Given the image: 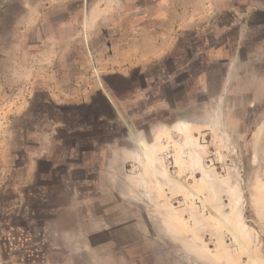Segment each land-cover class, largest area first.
<instances>
[{
    "label": "crops",
    "instance_id": "0c3cea01",
    "mask_svg": "<svg viewBox=\"0 0 264 264\" xmlns=\"http://www.w3.org/2000/svg\"><path fill=\"white\" fill-rule=\"evenodd\" d=\"M251 3L250 0L21 2L22 9L13 14L12 28L5 34L0 31V60L8 64L6 74L0 73V84L7 86L8 81L3 80L10 78L17 86L13 111L24 113L30 95L37 89H42L52 101L60 100L61 95H76L72 100H60L59 104L73 103L78 110L80 98L87 102L86 96L90 100L100 88L117 113L107 123L116 122L120 129L117 138L92 140L77 148L75 143L72 148L71 157L85 158L84 153L91 154L87 163L96 168L93 172L86 170L84 181L100 194L92 195L91 191L72 201L70 207L79 208L82 214L76 216L77 233L71 242L58 226L56 230L44 227L41 244L46 245V255L48 250L55 255L63 254L62 249L66 248L69 250L66 254L86 251L99 256L103 264L106 260L108 264H128V256L136 264H169L160 249L168 254L170 243L192 249L191 235L181 227L174 229L173 218L172 228L167 226L165 201L153 200L149 194L148 207L138 200V178L145 174L146 152L157 161L156 168L161 164V152L154 148L164 135L159 139L155 135L165 127L171 136L178 134L185 140L187 136L175 128L179 122L190 123L191 127L203 125L209 113L219 112L221 125L229 132L230 112H264V5L255 8ZM91 71L100 78L98 86L93 83ZM102 76L126 80L119 95L103 87ZM80 116V109L76 118H68L61 112V118L54 123L56 128L45 131V140L50 133L51 143L61 146L60 151L50 156L47 145L42 151V138L39 154L35 151L27 163L30 175L40 171L37 162L45 157L49 161L65 158L57 128L85 126ZM260 120H264V115ZM263 126L264 121L258 124L256 136ZM136 135L151 149L142 152ZM163 154L162 158L171 160L180 173H191V165H186L187 156L178 157L170 151ZM188 157L191 159V153ZM127 164L129 173L124 171ZM160 168L169 173L168 168ZM48 169L42 173L53 176ZM168 186L176 185L172 182ZM83 221H88L91 229L88 233L82 229ZM179 236L184 239L179 241L176 239ZM48 264L70 263L55 260Z\"/></svg>",
    "mask_w": 264,
    "mask_h": 264
},
{
    "label": "rangeland",
    "instance_id": "374dc122",
    "mask_svg": "<svg viewBox=\"0 0 264 264\" xmlns=\"http://www.w3.org/2000/svg\"><path fill=\"white\" fill-rule=\"evenodd\" d=\"M22 1L0 0V31L4 34L12 28L13 14L22 9ZM250 1L255 8L264 5V0ZM7 67L8 64L0 60L1 74H6ZM97 72L98 75L100 68ZM92 78L98 86L100 78L95 74ZM3 81H8V85L0 84V264H48L55 260L70 264H103L99 256L89 255L91 253L86 251L71 255L66 254L69 250L65 248L62 249L63 254L55 255L48 250L46 255V245L41 241L46 225L48 229L55 230L58 226L68 234L70 242L74 240L75 227H78L76 216L82 212L77 207H70L74 203L72 201L81 199L87 192L92 191V195L100 192H93V185L90 187L84 181L87 172L96 168L89 161L87 163L91 154L84 153L85 158L71 157L72 148L75 143L77 148L92 140L103 142L117 138L118 124L106 123L102 135L82 125L77 127V124L76 127H58L55 131L63 141L65 158L51 159L50 163L45 157L37 162L40 171L30 175L26 170L27 163L39 150L42 138V151L45 152L46 145L49 155L60 151L61 146L51 143L50 133L45 140V131L52 132L56 128L54 123L61 118V112L68 118L78 116L77 105L59 104L67 98L72 100L76 95H61V101H52L42 93V89H37L30 95L27 110L21 114L13 111L16 84H12L10 78ZM90 97L98 101L97 96ZM88 100L86 96L85 101ZM83 102L80 98L79 103ZM263 113L230 112L229 132L222 127L219 112L209 113V123L203 120V125L191 128L193 148L200 151V159L196 162L192 155L191 159L188 157L191 152L187 139L178 134L171 136L166 127L156 133L155 139L164 135L163 141L154 148L161 152L159 167L168 168L169 173L163 168L158 170V164L155 166L157 178L162 183L161 188L157 187L154 180H159L148 168L152 167L148 162L143 165L145 174L141 178L149 188L150 198L167 204V208H163L168 214L167 226L185 229L191 235L193 245L191 250H187L182 245L170 243L168 254L165 249H160L161 255L166 254L169 264H264V126L256 136L258 124L264 121L260 120ZM146 135L151 138L150 134ZM144 147L148 150L151 146L145 141ZM167 151L178 157L187 156L186 165H191V173H180L171 160L163 159V152ZM66 155L70 157L66 158ZM49 164L52 168L48 169ZM129 167L127 164L126 173L130 172ZM46 169L54 175L42 173ZM172 182L175 187L168 186ZM87 222L81 224L86 233L91 230ZM176 239L182 241L184 237ZM128 259V264L137 262L131 256ZM104 264H108L107 260Z\"/></svg>",
    "mask_w": 264,
    "mask_h": 264
},
{
    "label": "trees",
    "instance_id": "16d2710c",
    "mask_svg": "<svg viewBox=\"0 0 264 264\" xmlns=\"http://www.w3.org/2000/svg\"><path fill=\"white\" fill-rule=\"evenodd\" d=\"M101 82L109 93L113 91L116 95H119L126 84V80L120 77L106 78L102 76ZM94 96H97L98 101L93 100L91 97L89 101L80 104V121L85 127L91 129L92 132L102 135L103 126L108 120L116 118L117 113L100 88L95 91Z\"/></svg>",
    "mask_w": 264,
    "mask_h": 264
},
{
    "label": "bare ground",
    "instance_id": "6f19581e",
    "mask_svg": "<svg viewBox=\"0 0 264 264\" xmlns=\"http://www.w3.org/2000/svg\"><path fill=\"white\" fill-rule=\"evenodd\" d=\"M196 127V126H195ZM175 128H176V130L177 131H179V132H182V133H184L186 136H187V140H188V142H189V144H190V152H191V155H192V157H193V159H194V161L196 162V161H198L199 159H200V151H199V149H196L195 147L193 148V143L191 142L192 141V136H191V134H190V130H192L191 128V125H190V123H187V122H179L176 126H175ZM194 130V129H193ZM135 137V140H136V142L140 145V147H141V150H142V152L144 151V152H146L147 150H146V148L144 147V144H145V141H144V139L141 137V136H139V135H136V136H134ZM157 137V136H156ZM219 137V136H218ZM194 140V139H193ZM154 147V146H153ZM220 147V146H219ZM150 149H151V147H150ZM145 160L146 161H148L150 164H149V166H152V167H150V171L151 170H153V171H151V172H154L153 174L155 175V177H156V179H158L157 178V175H158V172L156 171H154V167L155 166H157V162L156 161H154V158L151 156V155H147V152L145 153ZM154 166V167H153ZM200 170V169H199ZM163 171V170H162ZM162 171H160L159 173H162ZM201 172V171H200ZM162 176V175H161ZM138 177V176H137ZM159 180V179H158ZM169 180V179H168ZM138 181H139V197H138V200L139 201H142V202H144L146 205H148L149 207H150V202H148L149 201V190H148V186H147V184H146V182H144V180L141 178V177H139L138 178ZM155 182H157V187H160V186H162V183H161V181L159 180V181H156V180H154ZM167 182V181H166ZM156 186V185H155ZM161 188V187H160ZM164 197V196H163ZM170 215V214H169ZM172 222V221H171ZM201 222V221H200ZM166 223H168V222H166Z\"/></svg>",
    "mask_w": 264,
    "mask_h": 264
}]
</instances>
